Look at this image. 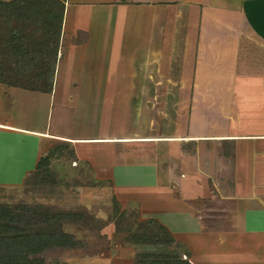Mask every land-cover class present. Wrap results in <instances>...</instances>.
I'll return each instance as SVG.
<instances>
[{
	"label": "crops",
	"instance_id": "crops-1",
	"mask_svg": "<svg viewBox=\"0 0 264 264\" xmlns=\"http://www.w3.org/2000/svg\"><path fill=\"white\" fill-rule=\"evenodd\" d=\"M61 1L49 86L25 87L11 74L13 54L2 61L0 184H24L50 149L67 145L71 171L111 192L82 190V202L98 199L93 212L107 219L99 229L106 250L70 264H263L264 244L216 232L241 219V233L264 234V49L255 46L264 45V0ZM25 19L40 40L39 16ZM2 22L1 45L14 48L15 30L31 40L19 23ZM230 41L235 47L223 48ZM210 110L220 130L194 131ZM110 199L141 225H123L130 239L114 238L113 216L98 209Z\"/></svg>",
	"mask_w": 264,
	"mask_h": 264
},
{
	"label": "rangeland",
	"instance_id": "rangeland-1",
	"mask_svg": "<svg viewBox=\"0 0 264 264\" xmlns=\"http://www.w3.org/2000/svg\"><path fill=\"white\" fill-rule=\"evenodd\" d=\"M49 9L50 6H48L46 10ZM25 10V5L24 8H22V11L20 8L16 10L15 13H13L14 10L9 11L6 10L5 7H0V51L2 49L1 43L3 42V33L5 32L6 27L5 22H2V20L9 19L10 21L13 20L19 23V25L23 26L22 29L25 30L26 35H29L31 38L32 33L30 27L32 26V24L31 22H26L25 17L28 15V12ZM6 14H8L9 16H7ZM204 14L209 15L211 14V12L209 10H205ZM223 14L226 15L225 11H223ZM13 16H17V18H13ZM21 17H23L24 23L16 20ZM34 25L37 26L36 24ZM215 27L216 25L214 24V26L212 25L210 26V28L206 27V29L210 32H214L216 31ZM225 29H229V27H225ZM208 35H211V33H208ZM36 37L38 38L40 37V35L37 34ZM215 41H217V39L215 38H208L207 40L209 44L212 43L214 46ZM22 42V57L21 59L15 60L14 62L10 63L11 65H13L11 66L10 70L11 74H13V76L19 74L20 78L24 79L35 74L36 70L38 69L44 70L46 68L43 73L49 71L51 63L50 60H52V57L48 53V50L50 49L51 51V48L47 46V43V52L45 53V56L36 55V59L34 60V62H32L31 43L37 42L36 38L32 36L31 40L24 39L22 40ZM40 43L37 42L36 45L33 43V48H35ZM240 43L241 41L239 42V44ZM46 46L45 44L42 45V53L46 51ZM223 46V48L231 50L232 47H235V43L233 41H230L224 43ZM255 46L264 49V45H262L261 43L257 42ZM211 49L213 50V47L211 45H208V50ZM194 58L196 60L197 56L195 55ZM21 74L25 75L21 77ZM180 89L184 90V88ZM192 89L194 90L195 88ZM194 106L195 105L193 103H189L185 108V112L188 114L191 113ZM248 109V104L242 103L240 114L242 116H245ZM213 118L214 110H210L209 115L203 114L201 119L195 120L193 130L198 132L214 131L215 129L220 130L222 126L220 124V121L219 124L216 125L215 121L213 122ZM179 126L181 128L180 131H182V123H180ZM185 132L183 131L182 134ZM177 145L179 146V143H177ZM156 146H159V144H157ZM185 148L189 149V146L186 145ZM159 152L161 153V149ZM46 154V159L44 158L40 161V164H38L36 170L24 182V184H20L17 187H8L6 185L0 184V216L2 217V222H6L7 220H9L8 223L14 224L18 228H20L26 235H51L54 233L58 234L60 232H64L75 240L76 245L73 247H53L44 251L40 255L44 260L43 264H70L75 261L74 258H79L82 254L86 255L90 252L99 253V255L103 254L106 248L102 247V240L105 237L102 236V232L99 229L102 227L104 222L107 221V219L105 216H101V218L104 220L103 221L102 219L96 217V212H93L92 200L97 201L98 199H91L90 204L86 203V201L82 202L81 192L82 190H86L88 188H95L96 192H99L103 188H107L109 191L110 184L92 182L90 183L82 181V177H80V175L76 174L75 171H71V166L75 163L71 161L72 151L67 145H56ZM213 187L214 186L210 188L213 189ZM109 193L111 192L109 191L103 196L108 197ZM103 201L105 202L106 200L100 199V202ZM110 204L111 205H108L109 208L107 209L102 208L105 206L104 203L97 204V206L100 207L98 209H101V211L105 212V210H107V212L110 213L111 216H113L114 223L116 224V231H114L113 237L121 238L126 236L127 239H130L134 233L132 229H140L142 228L141 225L138 227H136L137 225H133L135 221L134 214L126 215L128 213L127 212L126 214L119 215L118 205L114 202V199H110ZM131 206H128V208H134L133 205ZM98 209L96 210L98 211ZM8 211L14 218L17 219L15 220L16 222H13L10 217H4ZM111 211L114 212L113 215ZM59 215H62L61 219L58 218ZM238 222L239 223L237 225H231L229 229H220L221 232L216 233H220L224 238L229 236V234H234L235 238L233 239H237L240 243L244 241L251 244V242H254L256 240L257 244H264V234L263 237L262 235L258 234L254 236L255 238H252L247 230H245L247 234H245L246 232L244 231L241 233L238 227L242 224L244 225L245 221H241V219H239ZM123 225L133 228H126ZM234 226L236 227L234 228ZM152 227L154 228L153 232L157 234L166 233L164 227H162L158 223L152 224ZM175 243L178 244L179 242H176L175 240ZM35 259L38 260L37 258ZM185 261L188 262L186 259ZM258 263L262 264L260 262Z\"/></svg>",
	"mask_w": 264,
	"mask_h": 264
},
{
	"label": "trees",
	"instance_id": "trees-1",
	"mask_svg": "<svg viewBox=\"0 0 264 264\" xmlns=\"http://www.w3.org/2000/svg\"><path fill=\"white\" fill-rule=\"evenodd\" d=\"M22 2V3H21ZM28 14L31 16H39L40 21L36 22L37 28H39L40 32V40L37 42H41L35 48H33V43L37 44V42L31 43V61L34 62L36 59V55H44L47 52V46L51 48L48 50V53L51 55L52 60L50 63L49 71L43 73L44 70H36V73L32 76H28L26 78L29 84H26L30 89H43L49 86L50 80L52 78V73L54 70V64L56 59V51L58 44V36L60 32L61 26V18L63 11V2L61 0H15L14 2H0V7H5L6 10L13 11L15 13L16 10L24 8ZM50 6L49 10H46ZM16 9V10H15ZM9 16L8 14H6ZM17 18V16H15ZM17 25V23H16ZM13 31L15 46L13 49L7 48L2 44V49L0 51L1 54V62H0V77L4 74V68L2 67V61L4 60V56L10 53L13 54V61L21 59L22 57V49L23 44L20 33ZM42 40V41H41ZM47 43V46H46ZM45 44L46 51L42 53V45ZM40 46V47H39ZM25 55V54H24ZM50 58V57H49ZM11 67V66H10ZM22 75V74H21ZM16 77V76H14ZM30 77V78H29ZM1 79V78H0ZM5 215V214H4ZM4 217H10L13 222H16V218L12 216L9 211L6 213ZM66 217V216H65ZM59 219L62 218V215L58 216ZM67 218V217H66ZM2 222V217L0 216V264H43L44 260L40 256L44 251L51 249L53 247H73L76 245L75 240L65 234L64 232H60L58 234L54 233L51 235L44 234H24V232L15 226L14 224ZM37 258L38 260H36ZM66 264V263H64ZM153 264H190L185 260H175V261H155Z\"/></svg>",
	"mask_w": 264,
	"mask_h": 264
}]
</instances>
